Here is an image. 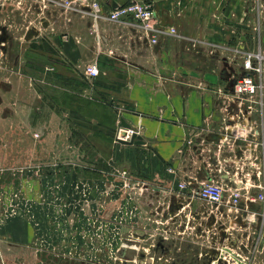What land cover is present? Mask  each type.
Listing matches in <instances>:
<instances>
[{
    "label": "crops",
    "instance_id": "1",
    "mask_svg": "<svg viewBox=\"0 0 264 264\" xmlns=\"http://www.w3.org/2000/svg\"><path fill=\"white\" fill-rule=\"evenodd\" d=\"M98 1L106 16L132 0ZM140 1L154 5L155 23L165 31L156 44L132 19L113 23L74 11L70 23L65 12L64 29L55 37L71 64L85 67L96 62L101 70L95 79L84 73L83 77L93 82V91L100 98L95 101L113 115L106 125L86 123L91 127L88 136L109 171L122 170V180L113 183V188L109 180L92 178L86 179L89 184L81 180L79 185H54L58 191L53 185H44L43 210L35 211L34 216L47 225L63 223L59 233L67 238L68 218L58 215L53 206L59 205L60 212H65L71 209L67 205L75 203L77 212L90 215L101 193L114 199L115 186L123 185L137 190L135 194L154 207L150 213L156 219L161 216V222L156 221L165 224L164 234L189 236L200 227L213 239L210 244L220 245L218 250L224 249L231 260L243 257L264 264V237L258 232L261 204L249 199L260 191L258 185H264V160L258 146L264 140V97L262 101L260 95L248 98L234 93L235 81L250 74L244 67L246 55H264V0ZM170 27L178 34L167 33ZM242 46L247 51L239 63ZM226 79H231L233 88H228ZM121 118L143 137V145L116 141ZM210 180L227 184L226 197L241 188L238 211L217 208L195 195ZM180 183L187 187L180 189ZM125 202L137 208L126 197ZM129 212L125 222H143L140 208L139 213ZM190 216L201 219L197 227ZM33 231L12 232L23 239L32 238ZM211 245L207 247L212 249Z\"/></svg>",
    "mask_w": 264,
    "mask_h": 264
},
{
    "label": "rangeland",
    "instance_id": "2",
    "mask_svg": "<svg viewBox=\"0 0 264 264\" xmlns=\"http://www.w3.org/2000/svg\"><path fill=\"white\" fill-rule=\"evenodd\" d=\"M50 1L0 0V26L6 30L0 40V264H167L181 253L184 260L197 255L196 264H228L216 258L224 249L211 245L213 239L197 227L201 219L185 217L196 234H164L161 216L150 213L154 207L123 185L115 186L114 199L101 193L90 215L77 212L75 203L65 212L53 206L68 218L67 238L59 233L63 223L47 225L34 216L43 210L44 185L58 191L54 185L89 184L86 179L92 178L109 180L113 188L123 176L122 170L109 171L89 139L87 124L110 123L113 114L96 102L100 98L93 82L84 79V67L62 54L55 37L64 29L66 13ZM67 13L70 23L73 13ZM246 49L239 47V63ZM230 80L226 84L233 88ZM125 197L137 208L126 206ZM139 208L143 222H125L129 211ZM25 228L34 230L32 238L13 236L14 229ZM146 232L151 236H142ZM159 242L165 253L155 247Z\"/></svg>",
    "mask_w": 264,
    "mask_h": 264
},
{
    "label": "built area",
    "instance_id": "3",
    "mask_svg": "<svg viewBox=\"0 0 264 264\" xmlns=\"http://www.w3.org/2000/svg\"><path fill=\"white\" fill-rule=\"evenodd\" d=\"M50 1V0H49ZM52 6H57L63 9L65 12L74 11L88 14L95 19L105 17L108 21L113 23H122L126 19H132L134 25L139 27L146 37H148L153 44L158 42V35L165 32L161 27L157 26L156 20V9L154 5L147 1L132 0L125 5H121L109 11L106 16H103L101 6L98 0H51ZM88 8L89 10H86ZM172 35H177L178 31L175 27H170L168 32ZM244 67L250 71V74H246L241 78L237 79L234 84V93L237 97L244 96L253 98L260 95L262 101L264 97V55L260 52L248 53L244 60ZM84 75L89 79H95L101 74V70L96 62L90 63L84 67ZM260 103H262L260 101ZM263 131H264V118H263ZM135 130L120 127L116 132V141L121 140L130 141ZM262 149V158L264 160V140L259 144ZM171 171V169H170ZM186 183H180L179 188L185 189ZM260 191L254 196L249 198L252 202H259L260 210L258 212L259 222V237H264V185H258ZM229 187L227 184L210 180L206 183H202L199 189L195 192V195L201 200L219 207H227L231 211H238L241 207L242 190L241 188H235L230 192L228 197L226 193ZM259 242V240H258ZM224 251L221 250L219 260L226 263L235 264H253L250 259H244L238 257L236 260H231L227 257ZM240 258V262H239Z\"/></svg>",
    "mask_w": 264,
    "mask_h": 264
},
{
    "label": "flooded vegetation",
    "instance_id": "4",
    "mask_svg": "<svg viewBox=\"0 0 264 264\" xmlns=\"http://www.w3.org/2000/svg\"><path fill=\"white\" fill-rule=\"evenodd\" d=\"M5 37H6V30L4 28H1V26H0V40H3ZM1 45L4 47L3 42H1ZM5 47H9L8 42L6 43ZM155 247L159 248L162 251V253H165V251H166L165 246L161 245L160 242L157 243V245H155ZM194 256H195V254L191 255V257H188L187 260H184L183 255L181 253L180 255H178V259H177L178 261H173V262L166 261V262H168L167 264H196L198 262H196L197 259H195V257H198V256L197 255L195 257ZM160 259H162V258H160ZM203 264H212V262L210 260V261L204 262Z\"/></svg>",
    "mask_w": 264,
    "mask_h": 264
},
{
    "label": "water",
    "instance_id": "5",
    "mask_svg": "<svg viewBox=\"0 0 264 264\" xmlns=\"http://www.w3.org/2000/svg\"><path fill=\"white\" fill-rule=\"evenodd\" d=\"M120 127H124V128H127V129H131V125L129 123H127L123 118L120 119V124H119ZM121 143H124V144H135V145H143L145 143L143 137L141 135H139L138 133H134L131 137V140L130 141H124V140H121L120 141Z\"/></svg>",
    "mask_w": 264,
    "mask_h": 264
}]
</instances>
